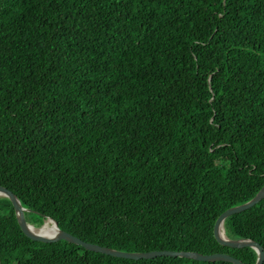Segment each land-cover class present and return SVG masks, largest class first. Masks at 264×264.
I'll use <instances>...</instances> for the list:
<instances>
[{
	"label": "trees",
	"instance_id": "obj_1",
	"mask_svg": "<svg viewBox=\"0 0 264 264\" xmlns=\"http://www.w3.org/2000/svg\"><path fill=\"white\" fill-rule=\"evenodd\" d=\"M0 185L122 251L218 242L264 185V0H0ZM264 248V198L225 220ZM0 264H235L42 242L0 197Z\"/></svg>",
	"mask_w": 264,
	"mask_h": 264
},
{
	"label": "water",
	"instance_id": "obj_2",
	"mask_svg": "<svg viewBox=\"0 0 264 264\" xmlns=\"http://www.w3.org/2000/svg\"><path fill=\"white\" fill-rule=\"evenodd\" d=\"M0 197H7L11 200L20 228L22 229V231L26 236H28L33 240L42 241V242H55L58 240H66L75 244L82 245L88 250H93L96 252H101L104 254L117 256V257H124V258L140 259V258H153L156 256L165 255V256L188 257V258H194L197 260H204V261L225 260V261L233 262L235 264H246L241 259L232 256L229 253H224V252H215L210 254H203L196 251H174V250H152L146 252H130V251L117 250L115 248L108 246H102L96 243L85 241L70 232L62 230L59 227L58 222L52 217H47L44 220L43 224L39 227L28 222L25 216V212L29 211V209L24 207L18 196L12 190H10L8 187L4 185H0ZM263 198H264V185L257 192V194L249 201L230 207L226 209L224 212H222L218 216L214 225V236L218 240V242L221 243L222 245L231 246V247L250 246L254 248L258 253V259L255 264H264L263 246L259 242L251 238H236V239L229 238L225 234L224 224L227 217L252 207ZM48 219L52 220L55 224L56 232L54 234L44 235L34 231V229L42 228L46 224V221Z\"/></svg>",
	"mask_w": 264,
	"mask_h": 264
},
{
	"label": "bare ground",
	"instance_id": "obj_3",
	"mask_svg": "<svg viewBox=\"0 0 264 264\" xmlns=\"http://www.w3.org/2000/svg\"><path fill=\"white\" fill-rule=\"evenodd\" d=\"M34 231L39 232L44 235H52L56 232L55 224L52 220L48 219L46 224L40 229H34Z\"/></svg>",
	"mask_w": 264,
	"mask_h": 264
}]
</instances>
